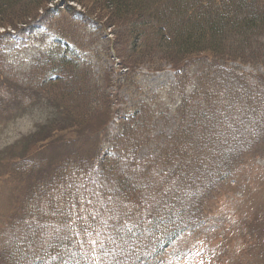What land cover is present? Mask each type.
<instances>
[{
  "label": "rangeland",
  "instance_id": "1",
  "mask_svg": "<svg viewBox=\"0 0 264 264\" xmlns=\"http://www.w3.org/2000/svg\"><path fill=\"white\" fill-rule=\"evenodd\" d=\"M255 2L264 7V0ZM44 6L28 24L0 28V264H15L13 245L38 256L59 250L64 264H76L79 248L92 247L84 231L92 227L87 206L98 193L73 188L61 201L67 168L77 162L103 165L108 186L116 179L149 181L148 168L161 155L137 172L131 163L140 165L159 149L176 155L177 142L190 156L195 145L211 151L214 171L225 180L203 200V225L184 233L168 261L157 264H264V86H257L263 65L222 62L210 75L208 62L201 61L184 74L162 60L163 49L153 62L131 61L135 66L125 73L123 59L130 54L122 47L138 51L119 36L110 46V39L116 41L113 29L75 20L69 7L82 15L85 9L72 0H47ZM252 51L264 55V38ZM60 58L72 65L65 69L66 83H56L53 61ZM86 94L94 103L90 119L82 117L91 110ZM185 99L189 110L181 105ZM221 108L228 114L238 110L235 126L234 118L222 126ZM68 114L82 118L66 121L67 129L56 127ZM179 129V141L177 136L170 141ZM75 181L80 186L86 178ZM91 214L92 222H99L92 207ZM163 224V233H170L173 227ZM23 230L29 238L20 235Z\"/></svg>",
  "mask_w": 264,
  "mask_h": 264
},
{
  "label": "trees",
  "instance_id": "2",
  "mask_svg": "<svg viewBox=\"0 0 264 264\" xmlns=\"http://www.w3.org/2000/svg\"><path fill=\"white\" fill-rule=\"evenodd\" d=\"M72 1L82 7V10L85 9L84 15L81 11H76L75 19L82 22L90 20L93 24L99 22L105 28L113 29L116 37L114 44L120 41L119 36L123 45H129L138 51L136 53L132 49L122 47L130 54L125 57L127 60L123 59V64L130 70L135 66L130 63L131 61L153 62L163 49L166 51L162 60L173 64L178 69L181 67L184 74L186 70H190L191 65L195 63L197 66L201 61L208 62L210 75L214 67L222 66V62L224 66L238 60L243 61L244 64L259 62L264 68V55L259 56L252 51L255 43L264 38V7H259L255 0ZM46 2L47 0H0V28L16 30L18 24H28L35 20L37 13L46 10L47 7L44 6ZM69 8L75 12V8ZM93 14H97L96 16L100 19H102L101 14L105 15L106 20H100ZM28 18L31 19L27 23ZM139 50L145 51L141 54ZM237 55H245L247 58L237 57ZM68 61L64 58L53 61L56 62L55 65H58L59 70L56 83H66L65 69L72 66ZM76 64L79 63L76 62ZM126 79L129 80V77ZM259 85L264 86V77H259L257 86ZM189 90L191 89L187 91ZM198 93L199 90L195 95ZM181 98L184 99V96ZM85 100L90 104L91 110L82 117L90 119L94 111V103L88 94ZM181 105L187 110L190 109L187 107V100ZM191 105L207 109L200 103L193 102ZM221 109L219 118L222 126L231 118H234L235 126L238 120L235 117L239 115L238 110L235 109V112L228 114L229 107L226 108L227 110ZM137 113L138 111L133 116ZM82 117L68 114L56 127L67 129L66 121L78 122ZM104 119L106 120L105 116ZM182 123L183 118L179 117L178 126L181 129ZM132 127L134 128L133 125ZM55 131L60 130L56 128ZM179 133L180 129L170 138V141H176L175 136L179 141ZM179 146H181L179 142L174 145L177 154L173 156H179L181 162L168 178L170 181L173 180L174 184L166 194H163L165 185L158 186L156 183L154 164L148 168L152 173L149 181L143 178L141 182L135 178L126 184L116 179L112 186L105 183L108 169L103 165L99 168V165H78L79 162H77V165L67 168V180L62 185L61 201L64 198L69 199L73 188L76 191L95 190L98 193L90 203L88 202L92 227L84 231L90 237L89 242L92 247L86 252L79 248L81 253L76 264H155L165 257L162 249L167 246L168 240L177 237L175 235L182 229H186L187 224L194 222L201 201L199 188L206 186L208 180L205 177H199V172L196 170L199 165L203 166L198 156L195 154L190 156L188 151L182 153ZM137 147L140 149L136 153L142 150L141 146ZM127 148H129L128 145L126 151ZM145 163L148 162L143 161L140 165L131 164L137 172ZM99 171L103 174H98ZM144 172L141 171L138 174L143 176ZM80 175L86 178V181L77 186L75 180ZM98 180L103 181L98 182ZM219 181L216 179L214 183ZM137 183L143 184L146 188L138 186ZM126 190L124 199L122 196ZM104 200L107 201V208L103 206ZM95 202L100 206L93 205ZM90 206L94 211V219H98L99 222H92ZM164 221L166 223L168 221L169 227H173L174 231L163 236ZM127 226L130 227L126 228ZM20 235L29 238L25 230ZM99 236L102 238L98 239ZM12 248L11 257L15 259V264H56L51 263L53 261L64 264L61 255L57 254L59 250H54L52 254L38 256L33 251L25 253L23 249L18 250L15 245ZM20 250L21 253H18ZM83 254H85L84 259ZM42 258H44L43 261Z\"/></svg>",
  "mask_w": 264,
  "mask_h": 264
}]
</instances>
